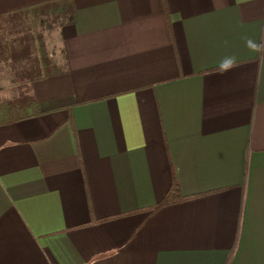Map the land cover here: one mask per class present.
<instances>
[{
	"label": "crops",
	"instance_id": "crops-1",
	"mask_svg": "<svg viewBox=\"0 0 264 264\" xmlns=\"http://www.w3.org/2000/svg\"><path fill=\"white\" fill-rule=\"evenodd\" d=\"M57 1L0 0V264H264V0H71L29 76Z\"/></svg>",
	"mask_w": 264,
	"mask_h": 264
},
{
	"label": "trees",
	"instance_id": "trees-1",
	"mask_svg": "<svg viewBox=\"0 0 264 264\" xmlns=\"http://www.w3.org/2000/svg\"><path fill=\"white\" fill-rule=\"evenodd\" d=\"M14 18L18 21H24L26 28L32 31L30 39H37L40 52H42L43 67H35L29 70V76L44 77L55 74H60L66 70L64 65L56 66L51 62L52 59L48 56L45 37L42 29L46 28L48 31L61 27L65 24L74 23L75 13L71 0H60L57 2H50L33 8L32 10L24 11L21 14L15 15ZM15 119V118H13ZM179 193V185L176 180L168 190L165 198L149 208V213H153L159 208L171 204L177 200L184 199Z\"/></svg>",
	"mask_w": 264,
	"mask_h": 264
},
{
	"label": "clouds",
	"instance_id": "clouds-1",
	"mask_svg": "<svg viewBox=\"0 0 264 264\" xmlns=\"http://www.w3.org/2000/svg\"><path fill=\"white\" fill-rule=\"evenodd\" d=\"M246 47L254 53H257L262 61H264V36H261L260 40H254L249 37H245ZM238 62L235 56H226L219 61L215 72L218 75H225L226 73L234 70L238 67Z\"/></svg>",
	"mask_w": 264,
	"mask_h": 264
},
{
	"label": "rangeland",
	"instance_id": "rangeland-1",
	"mask_svg": "<svg viewBox=\"0 0 264 264\" xmlns=\"http://www.w3.org/2000/svg\"><path fill=\"white\" fill-rule=\"evenodd\" d=\"M15 22H12V23H14L13 27L15 28V29H13V31L17 32V30H19V28H18V26L16 24L20 25V23H22V22H21V20L19 18H18V22H16V23ZM10 24H11V22H9V21H3L2 23H0V27H2V28L10 27ZM23 24H24V22H23ZM51 31H48L46 28L42 29L43 35L45 37L46 44L48 46V50L49 51L53 50L54 53H52V55H54L55 57H58L59 56L58 47H57V44L54 45L55 44V39H56V37H55L56 34L54 33V29L51 28ZM53 45L55 46V48L53 47V49H52Z\"/></svg>",
	"mask_w": 264,
	"mask_h": 264
}]
</instances>
